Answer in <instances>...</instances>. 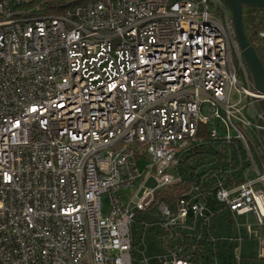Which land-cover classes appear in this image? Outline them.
Here are the masks:
<instances>
[{"label":"built area","instance_id":"1","mask_svg":"<svg viewBox=\"0 0 264 264\" xmlns=\"http://www.w3.org/2000/svg\"><path fill=\"white\" fill-rule=\"evenodd\" d=\"M58 1L0 0V264H241L254 238L264 260V114L226 3ZM209 144L217 206L157 198Z\"/></svg>","mask_w":264,"mask_h":264},{"label":"trees","instance_id":"2","mask_svg":"<svg viewBox=\"0 0 264 264\" xmlns=\"http://www.w3.org/2000/svg\"><path fill=\"white\" fill-rule=\"evenodd\" d=\"M80 1L83 0H59L56 5L58 9L57 12L73 6L74 3ZM243 22L248 39L264 63V8H245L243 12ZM206 129L207 126L201 128L204 132ZM221 159H226L224 151L216 150L214 145L196 146L188 153H185L180 159L179 168L183 180L158 190L157 198L169 206L175 207L180 198L188 199L190 197L188 192L191 190V187L198 184L200 191L207 198L208 202L213 207H216L215 190L212 188L213 179L210 173L212 166H205V164L214 161L220 163ZM186 245L189 248L191 247V243H186ZM201 246H203V243H199L198 248ZM196 256L199 258L200 254L196 253ZM252 259H254V257L243 255L241 264H247Z\"/></svg>","mask_w":264,"mask_h":264},{"label":"water","instance_id":"3","mask_svg":"<svg viewBox=\"0 0 264 264\" xmlns=\"http://www.w3.org/2000/svg\"><path fill=\"white\" fill-rule=\"evenodd\" d=\"M229 7L235 37L241 49L244 61L250 72L254 88L259 91L261 97L257 100V106L264 114V63L247 37L243 12L245 8H264V0H223Z\"/></svg>","mask_w":264,"mask_h":264},{"label":"rangeland","instance_id":"4","mask_svg":"<svg viewBox=\"0 0 264 264\" xmlns=\"http://www.w3.org/2000/svg\"><path fill=\"white\" fill-rule=\"evenodd\" d=\"M239 75V80L243 82V77L241 72L239 71L238 73ZM149 186H154V183L151 181ZM102 207H103V215L106 216L109 214L110 209H111V203H110V198L109 195L107 193H104L102 196ZM218 221L220 223V227H215L216 231H219L223 234H227V233H232L235 235H238V230L236 225L234 226L233 224H229V222L227 221V219H225L222 215L219 216ZM238 222L242 225L247 226V224H254L255 223V218L249 214V215H244V216H239L238 217ZM244 228V227H243ZM246 230L243 229V234H246ZM263 234H264V227H263ZM150 239V238H149ZM149 246L153 249H157L161 247V244L157 241H155L154 243H149ZM236 246H239L238 242H236ZM242 249L243 252L245 254H250L252 257H254V259H252L249 263L247 264H264V260L260 259L258 257V253H259V242L256 238L252 239L251 242H246L244 241L242 244Z\"/></svg>","mask_w":264,"mask_h":264}]
</instances>
